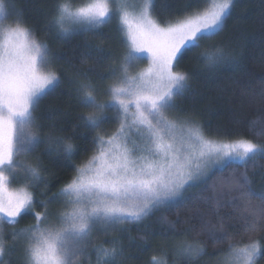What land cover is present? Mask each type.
<instances>
[{"label":"snow or ice","instance_id":"snow-or-ice-1","mask_svg":"<svg viewBox=\"0 0 264 264\" xmlns=\"http://www.w3.org/2000/svg\"><path fill=\"white\" fill-rule=\"evenodd\" d=\"M235 3L189 0L182 16L158 21L152 15L156 0H143L135 15L127 9L136 6L127 0L115 9L109 0L84 6L56 0L50 28L67 35L118 19L129 50L118 75L113 70L117 78L107 87V101L98 100L101 90L91 82L78 81L76 88L80 103L92 109L81 117L85 126L99 129L109 119L106 110L114 108L118 128L107 137H95L99 151L50 199L39 200L28 191L47 183L38 159L33 164L18 157L36 152L42 143H60L41 137L43 126L35 113L61 78L55 70H45L51 63L48 45L34 38L11 0H0V264H82L93 252L96 264H117L124 254L120 241L111 240V248L94 247L97 231L107 235L117 225L144 220L160 206H179L189 189L234 165L245 170L239 174L233 170L214 181L213 194L202 198L209 204L206 209L183 219L178 216L175 223L165 218L171 224V250L184 264L220 251L209 253L208 244L227 243L223 264H257L264 257V175L256 184L247 168L249 163L255 167L257 158L264 159V140L206 138L192 115H168L177 109V97L190 88L189 74L174 69L188 51L223 31ZM14 14L18 18L6 23ZM200 56L212 66L238 62L236 55L215 45ZM142 59H149V66L132 74ZM252 101L258 102L259 114L249 122L248 131L264 138V84L259 93L251 94ZM132 132L142 144L133 141L129 147ZM64 151L72 155V144L64 145ZM21 173L27 187L11 190L9 185ZM53 203H61L63 209L54 213ZM37 205L43 211H34ZM27 215L34 223L15 227ZM177 224L184 227L177 229ZM166 257L164 251L149 264H168Z\"/></svg>","mask_w":264,"mask_h":264},{"label":"trees","instance_id":"trees-1","mask_svg":"<svg viewBox=\"0 0 264 264\" xmlns=\"http://www.w3.org/2000/svg\"><path fill=\"white\" fill-rule=\"evenodd\" d=\"M72 2L75 6H84L90 0ZM188 2L156 0L153 18L167 21L182 16ZM55 3L56 0H11L14 12L21 14L19 18L33 30L34 38L48 45L51 63L46 68L55 70L61 78L59 87L41 100L35 113L38 123L43 126L40 129L41 137L46 141L60 140L59 144L42 143L36 152L30 153V162L36 164L38 159L42 175L47 179V183L41 184L39 188L30 187V192L39 200L50 199L73 178L77 174L76 169L97 153L98 144L93 142L94 138L98 135H111L119 122L117 110L113 108L106 110L109 119L99 129L85 126L81 117L87 116L92 109L80 103L76 91L78 81H88L100 89V94L106 98L105 87L112 80L113 70L121 61L125 48L121 31L118 30V19L92 31L64 35L50 28ZM205 6L198 5L200 8ZM17 18L14 14L9 21ZM213 45L236 55L238 62L225 61L210 65L200 53ZM174 70L185 71L190 76L189 90L176 99L175 115H192L209 138L234 140L245 137L256 142L264 140L252 136L248 131L249 122L259 114L258 102H249V97L253 92L259 93L264 84V0H236L231 15L226 18L223 31L202 41L200 48L188 51ZM69 143L73 146L72 155L64 151V145ZM247 168L250 178L256 184L261 183L264 159L257 158L256 166L249 163ZM233 170L239 174L245 169L243 165H234L223 174L215 172L206 182L189 189L184 202L179 206H160L142 221L118 225L114 236L103 237L97 246L111 248L110 241L118 239L124 254L117 260V264H149L153 256H161L164 251L167 252L168 264H184L183 260L173 256L171 224L165 222V218L175 223L178 216L183 219L197 210L206 209L209 204L202 198L213 194L212 183L227 177ZM62 207L61 203L50 205L54 213ZM34 211L43 209L37 205ZM193 222L198 223L195 220ZM32 223L33 216L27 215L15 227H26ZM176 227L181 229L184 225L177 224ZM214 249L220 251L201 257L191 264H205L209 257L218 258L225 254L227 243L207 245L209 253ZM90 264H96L95 253ZM257 264H264V257L259 258Z\"/></svg>","mask_w":264,"mask_h":264},{"label":"rangeland","instance_id":"rangeland-1","mask_svg":"<svg viewBox=\"0 0 264 264\" xmlns=\"http://www.w3.org/2000/svg\"><path fill=\"white\" fill-rule=\"evenodd\" d=\"M92 2H93V0H90L89 3H92ZM127 2L130 5L136 6L135 8L130 7V8L127 9L131 15H135L138 12V6L143 3V0H127ZM89 3H87V4H89ZM109 3H110V7H112V8L115 9V8H118L119 7V5L121 4V0H109ZM6 23H11V22L8 20V21H6ZM124 46H125V48H124V50H123V52L121 54L122 56H121V59L120 60L123 59V57L127 54L128 50H129V46L126 43H125ZM120 62H119V64H120ZM119 64H118L117 68L115 69V70H117V75H118ZM149 64H150V60L149 59H142L141 61H139L131 69V73L134 74V73H136L139 70L145 69V68H147L149 66ZM45 70H49V69L48 68H45ZM116 78H117L116 76H113L112 77V80L107 83V85L105 87V90H104V93H105L106 98L104 96H102V94H99L98 95V100L106 101V100L109 99V96L107 94V87H108L109 84L113 83L116 80ZM168 115L171 118L172 116H175V113L174 112H171ZM118 126H119V122H118L117 128H118ZM205 137L206 138H209L207 136H205ZM211 139H213V138H211ZM133 141H135L137 144H142L143 143V139L140 136H138L135 132H132V133L129 134V147H132V142ZM98 151H99V145H98L97 152ZM18 159L25 160V161L30 162V154H28L27 156H20V157H18ZM9 187L13 191L18 190L21 187H27V185H26V183L24 182V179H23V173H21L20 176L17 178V180L13 181L9 185ZM28 191H30V187H28ZM62 209H63V207L60 210H62ZM60 210H58V211H60ZM114 234H115V229L114 230H109L107 235H105L103 231H97L96 234L93 237L92 245L95 247V246H97L98 241L102 240L103 237L104 238H110V237H113ZM93 254H94V252H93ZM93 254L91 255V258L90 259H83L82 260V264H90L92 262ZM225 254L220 255L218 258H214L213 256L212 257H209L207 259V262L205 264H223V258L225 256ZM156 257H160V256H156ZM12 260L15 261L16 260V257H12Z\"/></svg>","mask_w":264,"mask_h":264}]
</instances>
